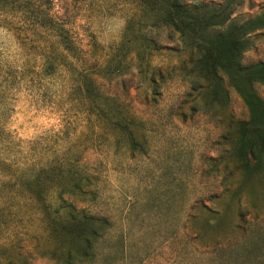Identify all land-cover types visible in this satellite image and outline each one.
Returning <instances> with one entry per match:
<instances>
[{"label": "rangeland", "instance_id": "rangeland-1", "mask_svg": "<svg viewBox=\"0 0 264 264\" xmlns=\"http://www.w3.org/2000/svg\"><path fill=\"white\" fill-rule=\"evenodd\" d=\"M30 10L52 23L42 29L0 12L3 176L51 160L75 175L86 170L85 200L49 188L48 222L61 230L69 213L84 211L96 231L87 260L73 244L68 259L70 244L55 232L47 238L43 214L31 211L33 264H239L243 244L264 230V153L249 168L240 155V126L251 114L238 93L225 82L221 93L211 87L201 96L178 77L153 93L144 64L167 73L189 51L177 35L154 30L146 36L159 51L135 60L129 42L148 16L130 0H31ZM262 14L264 0H249L234 19ZM249 39L243 65L264 62V30ZM70 68L94 78L90 99ZM254 91L264 101V85Z\"/></svg>", "mask_w": 264, "mask_h": 264}, {"label": "trees", "instance_id": "trees-1", "mask_svg": "<svg viewBox=\"0 0 264 264\" xmlns=\"http://www.w3.org/2000/svg\"><path fill=\"white\" fill-rule=\"evenodd\" d=\"M130 1L148 16L143 30L140 29L133 41L129 42L137 48L135 58L142 53L153 57L159 51L157 45L146 36V33L154 30L177 35L183 48L189 51V60L167 73L155 70L151 62L144 64L145 70L141 68V74L150 83L152 92H155L160 82L173 77L181 79L191 93L201 96L211 87L216 93H221L224 83L228 82L251 114L250 122L240 126V155L248 168L252 160L259 161V154L264 153V101L255 93L254 86L264 85V62L245 66L242 58L250 48L249 36L264 30V14L246 21L234 19L249 0H225L220 5L197 1L189 4L187 0ZM30 2L31 0H0V12L15 13L25 24L47 28L53 19L48 14L40 13L36 18L32 17ZM129 29L128 25V32ZM127 30L126 34H129ZM66 51L67 58L78 59L70 49ZM70 73L79 81L78 89L88 99L92 93L90 86H95L94 78L78 70L71 69ZM52 175L54 178L50 181ZM91 177L86 170L75 175L59 165L57 160H51L43 167L6 178L0 164V264H33L37 254L36 246H31L35 236L29 229L34 222L31 213L33 210L37 215L43 214L47 238L52 237L55 232L65 243L70 244L65 254L68 259L74 256L71 249L73 244L79 251L78 254H81L80 257L87 260L96 234L92 226L94 218L87 216L84 211L80 213L81 217L71 212L68 219L61 222V230H53L51 225L56 220L48 222L52 206L47 200L50 198V187L52 193L59 194L60 199L64 196L87 199L91 191ZM21 226L22 230H19ZM26 244L27 247L24 246ZM243 247L241 255L235 259L236 263L264 264V230L256 232ZM50 254L45 252L41 257ZM241 257L245 259L242 261Z\"/></svg>", "mask_w": 264, "mask_h": 264}]
</instances>
